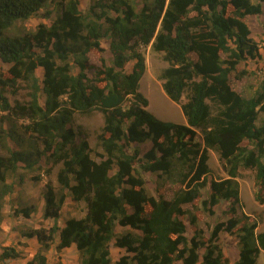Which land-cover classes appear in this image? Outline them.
<instances>
[{"label": "trees", "instance_id": "obj_1", "mask_svg": "<svg viewBox=\"0 0 264 264\" xmlns=\"http://www.w3.org/2000/svg\"><path fill=\"white\" fill-rule=\"evenodd\" d=\"M81 1L0 0V60L10 65L9 76H0V233L6 197L15 190L9 176L20 168H40L46 159L48 174L61 164L58 187L49 180L43 191L44 217L53 224L24 233L41 244L27 264H48L46 252L57 238L58 252L76 245L80 264H257L264 232H257L258 222L250 215L236 213L242 205L241 167L254 169L257 185L264 188V119L257 124L264 113V81L246 97L231 87L230 76L240 62L256 59L264 49V37L256 41L245 20L264 13V0H145L142 5L91 0L86 12ZM51 2L60 8L51 24L6 33ZM52 13L46 10L42 16L51 19ZM106 36L113 59L108 63L101 56L100 64L91 62L92 50L104 52ZM148 45L169 63L161 74L163 89L180 104L186 124L162 120L147 108L140 81L146 71L141 47ZM20 84L28 88V98L11 104L4 87ZM94 109L104 116L100 161L72 126L77 112ZM17 119L28 122L17 125ZM198 131L202 142L195 139ZM146 142L151 147L143 153L140 144ZM210 149L219 153L226 177L213 176ZM143 172L181 187L170 199L156 196ZM206 187L204 210L215 214L214 207L226 200V212L233 214L215 224L208 238L197 228L198 217L183 207ZM69 197L84 201L87 211L60 226ZM255 199L264 202L260 194ZM35 210L26 206L14 214L30 218ZM185 216L196 228L191 237ZM223 231L238 239L235 261L218 242ZM112 245L125 250L115 260ZM2 250L0 263L23 257L16 246Z\"/></svg>", "mask_w": 264, "mask_h": 264}, {"label": "rangeland", "instance_id": "obj_2", "mask_svg": "<svg viewBox=\"0 0 264 264\" xmlns=\"http://www.w3.org/2000/svg\"><path fill=\"white\" fill-rule=\"evenodd\" d=\"M139 5L145 0H136ZM258 2V0H253ZM91 0H82L81 8L83 11H87L90 7ZM46 10L52 11L51 19L43 18V13ZM60 13V8L55 2H51L46 8L40 10L36 15L32 16L28 20H19L14 26L6 31L9 35L21 34L25 30H34L37 25L41 22L51 24L52 19L54 20ZM246 22L251 28L252 37L261 43L264 37V13L260 15H248L245 17ZM110 36H106L102 39V46L104 52H99L97 50H92L89 53L90 61L93 63L100 64V57L104 56L108 63L113 59V55L109 49ZM142 52L146 57V71L143 78L140 81V91L148 99L149 105L148 110L154 115L162 120L173 121L177 123H186V117L181 109L180 104L171 100L163 89V79L161 78L162 70L169 65L163 59V52H157L152 49L151 45L141 47ZM223 57L226 54H222ZM192 58H196L194 54H191ZM9 64L4 63L0 60V76L3 78L8 77ZM131 66V65H130ZM243 73V74H242ZM37 74L40 78L43 77V69H37ZM90 76L93 73H89ZM264 81V49L260 48V56L256 59H249L247 61H242L237 66L236 70L231 73L230 84L231 87L243 94L246 97H251L261 89L262 83ZM28 88L24 84L19 86L8 85L4 87V94L8 98L11 104H14L17 100L23 101L28 98ZM187 95L185 94L182 98V102L187 100ZM42 102H44V96H42ZM0 114L3 112L0 110ZM264 119V113H260L257 124L260 125ZM28 120L17 119V125L25 124ZM6 127H11V123L6 122ZM72 126L82 135L85 136L92 148L91 156L100 161L98 156L103 152L98 135L102 133L104 126V116L103 114L94 109L89 113L77 112L74 116V121ZM197 141L202 142L201 133L198 131L195 138ZM11 145L16 147V142L11 140ZM142 152H146L150 147L151 143L146 142L140 144ZM209 165L212 169V174L214 177H225L226 172L222 167V162L219 157V153L214 150H209ZM47 160L43 159L40 163V168L35 170H26L20 168L16 173L9 176L8 181L13 182L15 185L16 194L12 199H9L10 211L14 214L15 210L18 208L26 206H35L36 210L30 218H24L20 215L17 217V222L15 227L19 228V234L12 239L11 246L15 245L19 250L25 248V239L21 238L24 233L32 227L39 226V196L40 191L45 189V184L47 181H52L55 186L58 187L57 182V172L61 167V164H56L52 167L51 173H47V169L50 164L46 163ZM147 180V187L149 191L158 195L162 194L164 197L170 199L173 197L174 193L180 189L181 184L174 183L166 179L165 176L158 177L156 173L143 172ZM41 179L45 180L44 186L39 185ZM240 183V197L242 205L237 207V217H241L243 214L250 215L252 220L258 222L257 232H264V202L261 204L255 199L257 194H260L264 201V188L260 190V187L256 183L255 170L241 167L238 177ZM260 191V192H259ZM209 188L206 187L202 190V196L195 200L193 203L184 204L183 207L189 210L191 213L198 217V229L204 232V235L208 238L210 233L215 226L220 221H226L228 218L232 217L233 214L226 212L229 209L230 201L222 200L218 205L214 207L215 214H210L205 211L201 201L208 197ZM44 198V197H43ZM6 201V203H7ZM45 201V200H44ZM87 211V204L84 201L74 202L71 198H68L63 210H62V220H66L69 217H83ZM15 216V215H14ZM184 220L188 227V235L191 237L195 231V227L192 226L187 218ZM41 223H44L41 221ZM10 226V222H8ZM7 239V238H6ZM10 240V238H8ZM8 239L6 241H8ZM219 244L221 245L225 254L232 260H236L239 255L238 239L236 235L230 234L228 232H221L219 235ZM3 248V247H2ZM201 251V254H203ZM257 264H264V250L258 257Z\"/></svg>", "mask_w": 264, "mask_h": 264}, {"label": "crops", "instance_id": "obj_3", "mask_svg": "<svg viewBox=\"0 0 264 264\" xmlns=\"http://www.w3.org/2000/svg\"><path fill=\"white\" fill-rule=\"evenodd\" d=\"M186 123H187V120H186ZM44 184H45V180L41 179L39 181V185L44 186ZM41 193H42V190L40 191V194H39V196L41 197V199L39 200V226H35V228L42 227V226L48 227L53 224L52 219L44 217L45 201ZM15 194H16V190H14L12 194L6 197V201L9 199H12V197H14ZM10 206L11 205L9 204V201H7V203H5V206L3 208L4 219L2 222V231L0 233V253L3 251L2 247L11 246L12 239L19 234V228L15 227V224L20 221H17L18 216H16L15 214L12 213V211H10ZM33 214L34 212L31 215ZM77 218H81V217H77ZM41 221H43L44 223H41ZM8 222H10V226H8ZM59 223H60V226H64L65 220H62V217H61L59 220ZM6 238L7 239L10 238V240L8 239V241H6L7 240ZM21 238L25 239L23 242L27 243L25 248L21 249V251L23 252V257L9 258L0 264H27V262L35 256V254L37 253L38 249L41 246L37 238L36 237L28 238L25 235H23ZM57 243H58V238L55 240V242L51 245L49 250L46 252L48 264H59L60 262L65 263V264H80V256H79V252H78L76 245L63 248L60 252H58L56 248ZM111 252H112V257L115 260L121 254L125 253V250L121 248H117L114 245H112Z\"/></svg>", "mask_w": 264, "mask_h": 264}]
</instances>
